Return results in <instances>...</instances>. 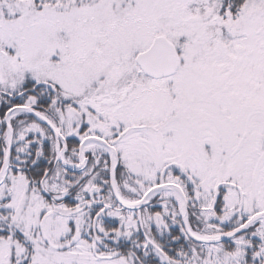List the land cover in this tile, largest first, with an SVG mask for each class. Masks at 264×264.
I'll return each mask as SVG.
<instances>
[{"label":"snow or ice","instance_id":"snow-or-ice-1","mask_svg":"<svg viewBox=\"0 0 264 264\" xmlns=\"http://www.w3.org/2000/svg\"><path fill=\"white\" fill-rule=\"evenodd\" d=\"M0 264H264V0H0Z\"/></svg>","mask_w":264,"mask_h":264}]
</instances>
